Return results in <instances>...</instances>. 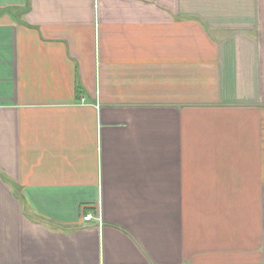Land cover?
I'll list each match as a JSON object with an SVG mask.
<instances>
[{
  "label": "crops",
  "instance_id": "1",
  "mask_svg": "<svg viewBox=\"0 0 264 264\" xmlns=\"http://www.w3.org/2000/svg\"><path fill=\"white\" fill-rule=\"evenodd\" d=\"M0 264H264V0H0Z\"/></svg>",
  "mask_w": 264,
  "mask_h": 264
},
{
  "label": "built area",
  "instance_id": "2",
  "mask_svg": "<svg viewBox=\"0 0 264 264\" xmlns=\"http://www.w3.org/2000/svg\"><path fill=\"white\" fill-rule=\"evenodd\" d=\"M91 219H92V215H91V214H86V215L83 216V218H82V220H83V221H86V222L90 221Z\"/></svg>",
  "mask_w": 264,
  "mask_h": 264
}]
</instances>
